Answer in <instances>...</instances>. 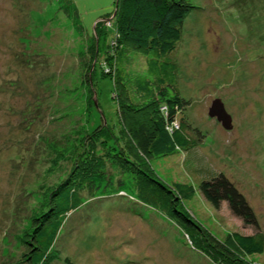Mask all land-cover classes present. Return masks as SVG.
Segmentation results:
<instances>
[{"label":"rangeland","instance_id":"374dc122","mask_svg":"<svg viewBox=\"0 0 264 264\" xmlns=\"http://www.w3.org/2000/svg\"><path fill=\"white\" fill-rule=\"evenodd\" d=\"M189 2L196 9L171 57L180 94L191 102L188 120L204 140L152 158L150 167L165 185L194 186V197L183 202L185 213L212 235H252L226 203L216 210L198 190L201 181L223 173L253 208L264 235V0ZM115 3L0 0V264H25L22 241L44 202L43 190L66 177L83 135L117 122L112 80L101 77V58L114 37ZM108 21L112 26L97 38L96 24L105 29ZM90 45L98 50L91 62L94 94L86 84ZM131 69L143 72V58ZM217 99L231 117V131L208 116ZM140 117L133 130L146 145L147 116ZM107 171L118 173L109 163ZM116 178L82 194V207L68 216L52 248L57 264L65 258L76 264H212L175 220L102 193L117 186ZM248 260L264 264V254Z\"/></svg>","mask_w":264,"mask_h":264},{"label":"trees","instance_id":"16d2710c","mask_svg":"<svg viewBox=\"0 0 264 264\" xmlns=\"http://www.w3.org/2000/svg\"><path fill=\"white\" fill-rule=\"evenodd\" d=\"M115 5L111 16L114 37L101 58V77L112 80L117 122L109 125L103 120L102 125L83 135L81 150L74 155L66 177L43 190L44 202L22 241V263L57 264L52 248L68 216L82 207V194L97 190L105 181L113 182L117 176V186L111 185L102 193L111 191L175 220L184 238L212 264H254L248 259L264 254V235L253 208L227 176L213 175L201 181L198 190L216 210L226 203L244 227L253 229L252 235L232 232L224 239L212 235L185 213L183 202L194 197V186L165 185L150 167V159L193 149L204 140L202 132L188 120L191 102L180 94L177 63L171 57L182 40L184 21L196 7L189 0H116ZM105 23V29L100 30V22L96 24L97 38L112 26L110 21ZM88 51L90 60L85 62L91 71L86 84L94 94L97 75L91 62L98 50L90 45ZM135 57L144 62L143 72L137 74L131 69ZM88 101L92 107L94 103L90 105L91 99ZM140 116H147L146 145L133 130L134 125H141ZM119 141H124L125 146ZM107 163L118 173H109ZM62 264L76 263L65 258Z\"/></svg>","mask_w":264,"mask_h":264},{"label":"water","instance_id":"95a60500","mask_svg":"<svg viewBox=\"0 0 264 264\" xmlns=\"http://www.w3.org/2000/svg\"><path fill=\"white\" fill-rule=\"evenodd\" d=\"M208 116L211 119H216L218 123L221 124L222 128L226 131L232 130V122L231 117L224 109V106L221 100L213 101L211 107L208 110Z\"/></svg>","mask_w":264,"mask_h":264}]
</instances>
